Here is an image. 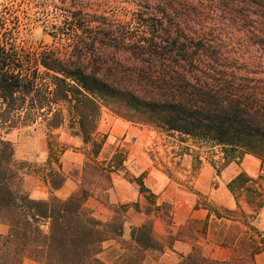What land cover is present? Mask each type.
I'll list each match as a JSON object with an SVG mask.
<instances>
[{"label": "trees", "instance_id": "trees-1", "mask_svg": "<svg viewBox=\"0 0 264 264\" xmlns=\"http://www.w3.org/2000/svg\"><path fill=\"white\" fill-rule=\"evenodd\" d=\"M60 2L63 6L55 9L74 19L63 24L86 35L69 52H30L13 40L0 39V227L7 228L5 234L0 231V264H24L25 259L39 264H147L150 253L164 255L172 250L178 236L161 242L155 237L153 221H147L132 229L128 242L110 250L113 260L108 263L100 258L103 244L123 237V223L116 219L104 223L86 207L93 177L101 174L109 181V173L119 170L123 158H113L106 168L87 162L84 187L67 200H35L23 189V178L32 173L28 163L16 161L15 146L6 135L36 125L54 131L68 120L73 135L90 144L91 156L97 158L105 141L94 137L103 108H107L128 120L136 118L144 125L213 142L223 148L226 158L250 154L264 161V106L257 100L264 92L234 81L209 84L199 74L179 71L183 63L196 62L200 69L197 54L207 50L198 45L191 55L184 30L172 33L154 27L160 32L159 39L133 42L127 49L138 64L126 65L116 55L98 50L127 47L124 39L128 36L122 33L120 41L112 39L110 32L93 34L80 22L83 11L78 1ZM69 2L74 12L66 7ZM206 10L208 18L219 13L214 3ZM213 25L207 23L193 33L203 40L214 33ZM54 155L51 148L50 167L41 178L58 190L66 176L58 160L57 168L52 166ZM247 181L240 175L229 188L236 194ZM136 182L147 193L142 181ZM233 249V256L220 262L204 256L195 245L190 254L181 256L179 264H257L256 256L264 252V238L242 237Z\"/></svg>", "mask_w": 264, "mask_h": 264}, {"label": "crops", "instance_id": "crops-1", "mask_svg": "<svg viewBox=\"0 0 264 264\" xmlns=\"http://www.w3.org/2000/svg\"><path fill=\"white\" fill-rule=\"evenodd\" d=\"M96 135L106 137L97 158L89 153L63 154L61 170L66 181L60 189L53 190L48 182L34 175L24 179L23 189L35 200H67L84 187L87 162L104 167L101 161L123 157L119 170L107 174L109 181L101 174L93 177L92 196L86 202L94 217L104 223L112 222L120 213L124 215L123 237L104 243H109V250L115 247L113 243L120 246L133 228L150 220L159 241L178 236L173 249L163 255L175 256L178 262L195 245L212 260L228 261L233 256V246L242 237L259 241L264 238L261 158L250 154L241 159L226 158L223 148L213 142L118 116L101 118ZM73 171L77 175H71ZM240 175L249 181L234 194L229 185ZM138 179L147 193L141 192ZM0 231L5 234L7 228L1 226ZM256 263L264 264V252L256 256ZM24 264L39 263L25 259Z\"/></svg>", "mask_w": 264, "mask_h": 264}, {"label": "rangeland", "instance_id": "rangeland-1", "mask_svg": "<svg viewBox=\"0 0 264 264\" xmlns=\"http://www.w3.org/2000/svg\"><path fill=\"white\" fill-rule=\"evenodd\" d=\"M76 1L83 11L81 24L87 26L86 28L93 34L97 33L100 36L110 32L113 35L112 39L120 41L124 39L122 33L128 36L124 39L127 47L119 50L104 47L98 50L99 53L116 55L126 65L134 66L138 64L135 60L136 56L127 49L133 42L159 39L160 32L154 30V27L162 26L165 31L172 33L184 30L189 38L191 55H195L198 45L207 50L205 53L197 54L200 69L197 68L196 62L183 63L179 71L189 76L199 74L209 84H216V80L234 81L237 84H249L264 92V0H235L234 4L224 0ZM211 3L219 9L215 18L207 17L206 8ZM55 6L63 5L60 0H0V26L3 27L0 30V39L13 40L30 52L44 50L69 52L73 43L78 38H86V35L78 30L68 29L69 26H65L63 21L68 19L66 21L71 22L74 19L69 17L67 12L56 10ZM66 7L71 12L75 11L70 2ZM207 23L208 26L214 24L211 27V32L214 33L201 40L193 32L200 30L202 26H207ZM257 98L259 105L264 106V95L259 93ZM110 116L117 115L110 109L103 108L100 119H107ZM134 121L138 122L136 118ZM6 137L15 146L16 161L27 162L28 170L32 172L30 175L40 176L39 178L44 177L49 170L51 148L55 153L52 166L56 168L55 160L61 164L65 152L91 155L92 150L90 144L85 145L80 138L73 135L68 120L62 128L54 131H49L43 125H36L14 130ZM94 139L101 142L105 141L106 137L95 135ZM43 152H46L45 157ZM109 162L101 161L105 166ZM71 175H77V172L73 171ZM115 219L118 223L125 222L121 213ZM129 239L130 236L126 234L120 244L128 242ZM108 244H103L104 253L100 258L110 263L113 259ZM113 245L114 248L119 247V244L113 243ZM147 264H179V262L175 256L169 254L163 256L159 253H150Z\"/></svg>", "mask_w": 264, "mask_h": 264}, {"label": "built area", "instance_id": "built-area-1", "mask_svg": "<svg viewBox=\"0 0 264 264\" xmlns=\"http://www.w3.org/2000/svg\"><path fill=\"white\" fill-rule=\"evenodd\" d=\"M20 21V20H19Z\"/></svg>", "mask_w": 264, "mask_h": 264}]
</instances>
